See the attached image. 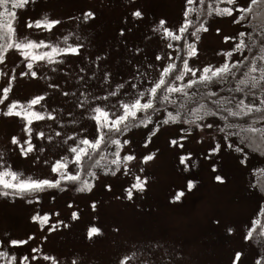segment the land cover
<instances>
[{
    "label": "rangeland",
    "instance_id": "rangeland-1",
    "mask_svg": "<svg viewBox=\"0 0 264 264\" xmlns=\"http://www.w3.org/2000/svg\"><path fill=\"white\" fill-rule=\"evenodd\" d=\"M239 3L245 4L246 0H239ZM186 6L200 8L202 5L198 0H194L191 6L186 5L185 0H36L34 5L18 11V33L23 31V21L48 16L61 20V24L53 29V40L71 32L73 36L69 42H79L84 47L79 56H69L66 59V63L60 66L63 71L58 69L52 72L51 67L54 66H49L39 74V79L24 77L13 81L9 98L24 101L33 95L47 92L46 103H42H45L49 111L55 109L58 119L65 122L64 133L70 135L74 127L67 121L76 120L80 122L77 126L86 125L87 134L91 137L92 122L82 116L81 110L71 103L75 97L66 99L60 92L78 93L85 90L79 80L80 76H84L89 78L88 83L91 85L87 90L103 95L105 93L99 83L103 72H110L114 88L115 83L128 79L133 72V65L141 66V72L148 71L155 78L156 73L148 69L147 65L160 63L155 62L154 57L158 53L163 56L165 42L151 32L152 24L163 18L167 21V26H178L182 22ZM134 7L145 10L146 19L135 26L124 24V18ZM83 10L95 11L96 18L84 24L77 19ZM190 18L195 20L196 13H191ZM204 22L208 31L199 33L201 38L197 42L198 56L191 58L190 64L218 66L224 59L218 53L229 50L235 43L224 42L223 36H235L246 27L243 24H233L230 18L215 14L207 17ZM122 26L132 28L131 32H125L124 38L118 34ZM217 28L221 30L219 34L216 32ZM28 31L38 33L41 38L49 36L38 29ZM191 39L190 36L189 40ZM137 47L141 49L139 53L135 52ZM167 51L172 52L173 59H176L174 49ZM98 55L101 56V61H95ZM240 55L234 53L233 58ZM18 64L19 58L13 50L6 53L5 63L0 65V88L7 86L9 76L18 74L23 67L22 64L17 67ZM80 67H85L86 71L80 72ZM13 68H16V72L11 71ZM50 82L59 83L60 88L48 89L47 84ZM69 112L72 113L71 116L68 115ZM215 120L222 126L219 116ZM21 123L19 120L0 116V153H3L6 164L24 175L39 178L55 176L50 171V164L65 154L62 139L55 137L50 131L51 122H41L37 125V130L43 129L46 133L53 134V141L33 137L36 150L27 157H22L19 149L10 143V135L20 133ZM178 128L179 126L162 128L150 138L147 148L143 146L144 140L148 138L147 129H130L125 138L131 140V151L136 157L127 162L130 171L125 173L121 170L116 175L99 171L97 178L92 181L94 188L90 192H77L74 186L63 191L60 188L47 189L40 194L39 202L33 201L31 204L13 195H0V252L15 254L17 257L36 255L38 264H51L42 259L41 253L56 257L59 264H71L77 258L83 264H116L125 255L130 257L128 264H230L234 251L242 250L243 264H254L257 258L264 257V251L254 241H243L242 234L251 219L264 222V214L259 212L260 208H264V192L259 190L262 182L260 179L257 181L260 171H264V152L261 155L253 153L244 146L247 162L243 166L235 158L238 154H228L230 150L227 148L218 157L206 160L204 156L215 144L213 135H216L217 140L220 139L215 129L196 130L181 141L183 149L170 148L168 141L180 134ZM56 130L60 129L56 127ZM40 147H45V150L39 152ZM148 152H156L155 158L146 164H140L139 158ZM187 152L192 153L191 161L195 162V166L188 162L189 167L185 170L179 164L178 157ZM37 156L39 160L36 159ZM217 159L220 161L218 171L213 173L211 165ZM45 160L49 163L45 164ZM140 167L144 168L143 173L139 171ZM216 174L224 175L226 182H216L213 179ZM136 175L147 179L146 190L135 193L132 200H127L124 198V189L134 182ZM188 179L197 182L194 190L186 192L182 202L170 203V197L178 189L185 188ZM106 184L111 186V190L105 188ZM93 201L97 205L95 212L91 209ZM69 204L72 205L71 208L68 207ZM73 211L78 214L77 220L71 219ZM56 212L59 213L58 217L52 215ZM37 213H49L50 225L57 230L48 233L32 222L30 217ZM57 218L69 226L63 228L56 225ZM215 219H219L220 223L214 224ZM92 225L100 227L102 235L89 240L86 232ZM228 226L235 229L231 236L226 233ZM29 235H33L34 239L25 245L10 247L7 244L10 239H27ZM45 236L47 239H44ZM32 248H37L38 251L31 253ZM0 264H7V257L0 258Z\"/></svg>",
    "mask_w": 264,
    "mask_h": 264
},
{
    "label": "snow or ice",
    "instance_id": "snow-or-ice-1",
    "mask_svg": "<svg viewBox=\"0 0 264 264\" xmlns=\"http://www.w3.org/2000/svg\"><path fill=\"white\" fill-rule=\"evenodd\" d=\"M35 2L36 0H0V65L5 63L6 53L10 50L17 54L20 64L23 65L16 76L8 77L7 86L0 88L2 92L0 105L3 106L0 107V116L22 122L20 133L10 135V143L19 149L20 156L27 157L36 150L32 142L33 137L52 142L53 134L62 139L65 154L50 164V171L55 176L39 178L12 169L6 164L3 153H0V189H3L0 195L5 197L13 195L31 204L33 201L39 202L40 194L47 189L60 188L63 191L74 186L77 192H90L94 188L92 181L97 178L99 171L105 174L111 172L112 175H116L121 170L128 173L130 169L127 162L135 160L136 157L131 151L132 142L129 138H125V134L133 128L147 129L148 138L143 142V146L147 148L150 138L162 128L179 126L180 134L168 141L170 148L179 149L184 148L181 141L186 140L188 135L196 130L215 129L220 139L217 140L216 135H213L215 144L208 149L204 159L218 157L224 148H227L230 150L228 154H238L235 158L242 166L247 162L244 145L254 151L264 149V0H246L245 4L239 3V0H207V7L204 9L186 6L183 10L182 22L178 26H167V21L163 18L155 21L151 32L160 36L165 42L163 56L158 53L154 57V61L160 63L147 65L148 69L156 73L155 78L148 71L141 72V66L133 65V72L128 79L115 83L114 88L110 72L104 71L103 78L99 82L105 93L103 95L88 91L87 88L91 85L88 83L89 78L84 76H80L79 80L85 90L78 93L61 91L60 95L66 99L70 96L75 97L71 103L81 110L82 116L92 122L91 137L87 134L86 125L77 126L80 122L76 120L67 121L74 127L70 135L64 133L65 122L58 119L55 109L49 111L45 107L47 92L33 95L24 101L9 98L13 81L24 77L39 79V74L49 66H54L51 67L52 72L58 69L63 71L60 66L66 63V59L69 56H79L84 47L79 42H69L70 37L73 36L71 32L53 40L51 38L54 35L53 29L61 24V20L48 16L23 21L21 24L23 31L18 33L16 27L18 11L25 10ZM198 2L203 5L206 0H198ZM185 3L191 6L194 0H185ZM221 4L224 6L221 7ZM193 12L196 13L195 20L190 18ZM213 14L218 17H228L233 24H246L249 27L238 31L235 36H223L224 42L235 41L229 50H221L218 53L223 55V63L218 66L212 64L192 66L191 58L198 56L197 42L201 38L199 33L208 31L204 21ZM146 16L145 10L134 7L124 18V24L135 26L144 22ZM95 18L96 12L93 10H83L77 17L84 24ZM190 28L191 32H189ZM35 29L46 32L49 36L41 38L38 33L28 31ZM131 30V27L122 26L118 34L124 38L125 32ZM220 31L219 28L216 29L217 34ZM189 35L192 37L191 40L188 38ZM76 40H79L78 36ZM167 49L175 50V56L181 61L179 65L173 59V53L168 52ZM140 51L138 47L135 49L136 53ZM234 53L241 55L233 58ZM101 59L99 55L95 57V61ZM20 64L17 67H20ZM11 71L16 72V68ZM79 71L83 73L86 68L80 67ZM230 85L232 87H228ZM47 88L59 89L60 84L50 82ZM220 89L227 91L228 95H223ZM232 93H239L240 98L237 99ZM169 105L172 107L169 108ZM68 115L71 116L72 113L69 112ZM218 116L221 118L222 126L215 120ZM45 121L51 122V125H55L60 130H56V127L51 125L49 128L53 134H48L43 129L37 130V125ZM233 137L236 139L233 140ZM45 147H40L38 151L43 152ZM155 156L156 152L142 155L139 158L140 164L152 161ZM191 157V152L180 154L178 157L179 164L184 166L185 170L189 167L188 162L195 166ZM36 159L39 160V156ZM44 163L49 162L45 160ZM219 163V159L212 163L213 173H217ZM139 171L143 173L144 168L140 167ZM213 179L221 184L226 182L222 174L214 175ZM196 183L194 179H188L186 187L178 189L170 197V203L182 202L186 192H192ZM146 187L147 179L136 175L134 182L124 189V198L132 200L135 193H143ZM105 188L111 190L110 185L106 184ZM259 190L264 192V183H261ZM68 207L71 208L72 205L69 204ZM96 208V202L93 201L91 209L95 212ZM259 212L264 214V208H260ZM52 215L58 217L59 213ZM30 219L48 233L57 230L50 225L49 213L43 215L37 213ZM71 219H78L76 211L71 213ZM213 223L219 224L220 221L215 219ZM55 224L63 228L69 226L58 218ZM234 231L231 226L226 228L229 236L233 235ZM100 235H102L100 227L92 225L87 228L86 236L89 240ZM33 239V235H29L27 239H10L7 244L10 247L22 246ZM44 239L47 237L45 236ZM242 239L249 243L254 241L259 249L264 251V222L260 219H251L249 225H246ZM37 251V248L31 249V253ZM41 255L43 260L50 261L51 264H59L56 257L43 253ZM243 255L242 250L234 251L230 264H243ZM3 257H7V264H33V262L38 264L36 255L17 257L15 254L0 252V258ZM129 261L130 257L125 255L116 264H128ZM71 264H83V262L77 258ZM254 264H264V257L257 258Z\"/></svg>",
    "mask_w": 264,
    "mask_h": 264
},
{
    "label": "trees",
    "instance_id": "trees-1",
    "mask_svg": "<svg viewBox=\"0 0 264 264\" xmlns=\"http://www.w3.org/2000/svg\"><path fill=\"white\" fill-rule=\"evenodd\" d=\"M207 7V0H206V3H205V7L202 5L200 8L201 9H204V8H206ZM245 27H249L248 25H246V24H243ZM189 32H191L190 30H189ZM188 38H190V35H189V37ZM174 44H177V45H179L180 44V42H173ZM248 55H251V53H248ZM175 61H176V63L179 65L180 63H181V61L179 60V58L178 57H176V59H175ZM228 87H232L231 85L230 86H228ZM220 91H221V93L223 94V95H228V93H227V91H225L224 89H220ZM232 95L233 96H235L237 99H239L240 98V94L239 93H232ZM169 106H171V105H169ZM220 118V117H219ZM221 119V118H220ZM230 119H237V118H230ZM238 143H239V141H238ZM245 146V148L246 149H249V151L250 152H255V153H258V154H263V152L264 151H262L261 149H258V150H253L252 148H250V147H248L247 145H244ZM262 176V177H261ZM259 179H260V181L262 182V183H264V171L262 170V171H260V175L258 176V178H257V181H259ZM257 181L255 182L256 183V185L258 184L257 183ZM261 185V184H260ZM259 186V185H258Z\"/></svg>",
    "mask_w": 264,
    "mask_h": 264
}]
</instances>
